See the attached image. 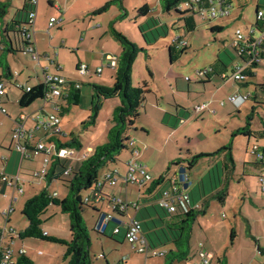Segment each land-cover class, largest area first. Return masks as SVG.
<instances>
[{
    "label": "rangeland",
    "instance_id": "rangeland-1",
    "mask_svg": "<svg viewBox=\"0 0 264 264\" xmlns=\"http://www.w3.org/2000/svg\"><path fill=\"white\" fill-rule=\"evenodd\" d=\"M0 1L10 2L7 18H10L25 2V0ZM84 1L90 3L87 7L84 5L88 11L86 13H89V17L93 16V19H98L89 22V30L93 31L96 27L95 25L98 24H102L103 27L106 25L107 27L117 17L118 24L116 28L118 30L122 29L123 31L120 30L121 32L136 42L139 47L143 48L138 52L133 63V71L131 74L132 84L138 86L142 81H148L151 91L148 92L146 101L143 107L140 108V115L137 118L135 126L128 130L129 135L135 141V151H138V154L134 155L132 152L133 148L125 149L119 156V163H125L126 166L133 158L147 165L146 167L151 170L153 175L165 174L172 178V176L179 175L177 167L181 165L188 166L187 159L193 155L218 152V149L231 145V151L235 161V175L242 177L244 173L240 179V183L237 179L231 181L232 188L230 190L231 195H229L228 205L224 206L220 201H215L213 205L209 204L206 210L208 213L206 216V213L198 216L193 224L190 236V254L187 260L176 264H193L198 259L197 251L199 243L206 244V248L210 249L209 251L215 256L216 261L220 257L221 264H264V250L263 252L258 250L257 243L251 236L250 231L244 227L245 222L235 221L236 214L234 212L236 205L240 208L242 205L243 210H246L249 203L245 202L246 207L240 199L243 194L239 196V194L235 193L242 190V188L244 190L252 185L259 186L260 188L257 175L259 172L261 173V166L257 163V157L251 153V148L253 144H257L261 150L264 148V133L262 132L264 129V87L261 85L264 84V61L256 67H253L252 71L255 74L247 76L243 82L225 83L220 75H218V72L214 70L211 72L212 79L207 84V91L205 93L201 96H199V92L189 93L190 88L201 81L199 80L197 71L210 68L212 65L219 69L216 65L221 64L218 58L219 55H221L226 63L227 68L225 67V71H230L234 64L242 62V59L237 56L236 50L231 45L234 33L237 28L248 31L255 26L257 5H261V8H263L264 0H227L231 4V11L228 16H219L205 21L201 19L199 14H193L196 27L191 31H188L186 28L182 14L176 8L167 11L162 6L160 0H116L101 14H93L92 12L111 0ZM145 3L150 6L151 10L148 14L144 15L139 13V8ZM39 4L41 5L40 17L43 16V19L48 18L50 16L49 11L52 8L49 1L40 0ZM66 7L63 4V8L66 9ZM70 15L71 13H68L67 16L69 17ZM120 15L122 16L120 17ZM89 17H86L87 22ZM214 25L222 27V29L220 31L212 30ZM59 28L62 31L58 30ZM81 30H85V28L81 27V23L78 24L75 19L69 21L65 17L64 24L51 31V35L53 37L56 36V38L51 39L54 43L52 44L54 49L53 51H49L52 54L50 56H57L61 60L64 57L61 54L62 49H60L62 38L66 36L69 41L68 43H72L75 36L79 35V31ZM110 34L107 35V38ZM46 36L47 38L42 36L44 39H42L41 45L42 47L44 46L50 49L52 46L49 44V36L47 34ZM89 37L90 35L87 36V38ZM179 37H181L180 41H174L172 44L173 39ZM106 40L104 39L103 42L105 43ZM113 40L117 44V39L114 36ZM88 42L90 43L89 39L86 44ZM97 42H99L98 37L91 46L84 44L86 46H82V48L83 50L86 49L89 51L90 54L94 51L95 53L101 52L102 45ZM171 45L172 54L170 50ZM77 50L76 48L67 49L68 60H71V54H73L72 56L74 58ZM1 53L2 51L0 50ZM55 53L58 55H55ZM41 59V62L45 59L47 60L46 57H42ZM7 61L14 73H19L20 80H26L28 83H34L36 81L35 75L41 68V62L40 64L34 61L29 54H23L21 52L8 54ZM48 64L52 69L55 68L54 65ZM107 64V62L104 64L103 78L113 73V70ZM90 68L95 70V65H91ZM50 72L53 73V71ZM28 74L32 78H29ZM77 76L82 80V94H80L79 100L70 105V111L65 115H61L57 111L56 113L60 115L62 120L61 126L64 131L69 133V136L74 131L76 134H81L85 142L90 143L87 145L96 146L106 141L107 132L111 126V117L114 108L120 104V99L119 97H114L103 100L102 108L99 111L96 122L85 127V123L91 114L92 84L94 82H89L88 76L81 77L78 73L75 78ZM17 77L18 75L15 79ZM187 77L190 80L186 79ZM10 80L14 82L13 79ZM93 80L101 84L99 82L100 78ZM244 82H248L247 86H243L242 83ZM102 84L108 86L113 85L106 81ZM11 87L13 96L19 95L17 91L18 87L16 88V85L14 87L12 85ZM217 92L218 96L214 97ZM188 93L191 99L198 96V100H205L206 102L204 103H207V107L195 113L194 109L202 102H197L198 104L194 105L195 107L193 106V109ZM229 93H241L243 96L250 94L252 97L250 96L241 106L237 107L228 101ZM221 101H225L224 105H221ZM41 102L42 100L38 99L29 108H21L16 101L5 104V106L9 113L14 115L18 110L31 111ZM157 102L164 108V111L155 106ZM182 107L184 111L177 114ZM165 111L174 114L175 118L172 122H170L172 120L171 117H168L169 120L163 122L162 117L165 116ZM250 116L252 119L249 118ZM248 121H251V128L254 131V135L239 134L233 136V131L245 126ZM13 129L10 118L5 114L4 117L0 116V151H4L6 144H13ZM147 131H150V133L147 134ZM177 143L179 146L174 150ZM146 149L148 151L143 155ZM16 151L19 152L18 150ZM227 153V150H221L216 154L201 157L192 168L187 169L193 187L199 184L200 194H204L201 179L205 175H207L206 179L209 178L210 174L208 170L215 164L214 160H217L218 166L215 165L214 169L211 170V177L214 181L217 180L218 183L216 185L224 182L225 164L223 156ZM168 154H174L176 158L167 161ZM164 156L166 158L165 164H163ZM36 157L40 156L37 155L24 161V168L29 170L23 171L26 174L22 176L26 181L22 185L24 189L23 193L18 190L14 192L11 187H7L5 192L2 193V187L0 186V230H4L5 227H13L16 229L17 234L18 230H23L28 224L27 217L22 213L24 202L28 197L39 192L46 186V180L43 175L40 177L33 175L34 170H41L44 165L43 159H36ZM178 159L181 160L180 164L176 163ZM2 168L3 163L0 159V171ZM219 170L220 172H218ZM102 172L103 170L100 174ZM116 186H107L105 190L110 193L114 192ZM144 188V185L128 184L129 197L125 198L126 194H121V198L125 202H140L139 208L137 209V218L142 223H144V219H148L147 208H144L145 205L140 201ZM48 190L52 193L57 192L63 197L68 193L69 189L64 181L53 180L48 186ZM208 192L209 189H207ZM104 193L107 194V192ZM14 197L18 200H13ZM11 205L14 211L10 213L9 222L7 223V217L4 213L7 215ZM149 210L151 211V215L157 214V210L153 204H150ZM135 211V208L129 207L131 214H134ZM102 212H112L107 201L99 204V211L91 206H85L83 210V218L90 233L92 243L91 253L93 255V264H120L122 259H124L123 262L125 264L165 263V258L162 255L154 256L149 254L146 257L145 254L136 253L132 245L125 239L124 233L114 235L111 229H109V233H99L96 230V226ZM42 219V227H45L46 224L58 225L62 229H68V233L70 234V227L67 225L69 224V216L67 213H63L58 206L50 205L42 215ZM232 230L235 233L234 237L231 235ZM28 240L40 244V250L44 252L41 258L44 260L49 257V253H53L56 260L62 259L63 248L67 249L66 245L63 246L60 243H51L41 239L29 238ZM16 241L19 244L21 243L18 235L16 236ZM9 243L10 235L7 234L3 246L7 247ZM51 246L59 247L60 251L58 254L57 251L54 252L50 249ZM170 248L171 245H164L158 247V250L168 251ZM103 254H105V257L102 256ZM57 255H60L59 258Z\"/></svg>",
    "mask_w": 264,
    "mask_h": 264
},
{
    "label": "trees",
    "instance_id": "trees-1",
    "mask_svg": "<svg viewBox=\"0 0 264 264\" xmlns=\"http://www.w3.org/2000/svg\"><path fill=\"white\" fill-rule=\"evenodd\" d=\"M116 0L106 2L104 5L94 10L93 14H101L105 12L112 3ZM162 6L167 11L176 8L183 16L185 25L188 31L193 30L196 27L195 21L192 20L193 14H198L195 10L181 11L178 6L182 2L187 0H160ZM205 6L208 5V0H203ZM230 3V1H227ZM10 2L0 1V78L11 79L13 72L11 66L7 61V55L10 53L21 52L23 53L25 46L31 45L27 38L26 32L28 31V17L30 11L34 8V5L29 0H25L23 6L18 8L16 12L7 18L9 13ZM206 8H208L206 6ZM150 6L145 3L139 8V13L148 14ZM263 11V16L258 18L259 11ZM257 19L255 22V28L257 30L264 29V6L261 8L257 5ZM122 15H120L121 17ZM116 17L109 24V30L111 34L117 39L120 44L121 51L118 56L117 67L115 70V81L113 85H103L99 83L92 84V101H91V114L88 121L85 123V127L96 122L99 111L102 108V101L114 97H119L120 104L114 108L111 117V126L108 129L106 141L99 143L92 148V152L89 156L81 161H76L70 164V161L53 156L48 173L45 174L46 186L39 192L28 197L22 207V213L27 217L28 225L19 232L18 236L24 238H36L45 241L60 243L66 245L67 249L64 254L66 262L64 264H93V255L91 253V238L88 228L86 227L83 210L85 206H91L95 210L99 211V206L95 203L86 202L84 195L93 187L98 185L100 172L109 167L111 164H118L120 161V154L125 149H130V142L132 137L129 135V128L135 126L137 118L140 115V108L143 107L146 101L149 91V82L142 81L138 86L132 84L131 74L133 71V63L138 52L143 48L139 47L136 42L127 37L123 32L118 30L115 23L118 21ZM142 29V27H141ZM222 27L214 25L212 30L220 31ZM144 33V31L142 30ZM144 36L146 37L145 33ZM181 37L178 38L179 41ZM174 41H172V44ZM172 54V45L170 46ZM237 53V52H236ZM239 58L246 60L238 55ZM264 61V52L262 55ZM263 61L261 63H263ZM259 63V64H261ZM257 64V65H259ZM224 69L218 72H224L227 68L226 64ZM256 64L248 66L242 80L231 82H243L249 75H254L252 71ZM226 67V68H225ZM209 73L206 76V80L211 78V72L217 68L212 65ZM243 86H247L248 82L242 83ZM264 87V84H261ZM81 88V87H80ZM80 88L76 89L72 87L69 95L66 97L68 103L61 109L60 114L65 115L70 111V105L76 103L79 100ZM48 87L39 82L31 87L29 91L23 90L22 96L19 99V105L21 107H28L36 100L45 97ZM251 95H247V99ZM252 97V96H251ZM252 119V117H249ZM84 124V123H83ZM264 133V129L262 130ZM244 134L254 135V131L251 128V121L241 128L233 131V136ZM50 141L54 142L58 148L74 147L77 149L83 148V139L79 134L71 132L70 136L60 138L58 135H51ZM132 149V148H131ZM227 150L228 153L224 155V159L228 162L226 168L228 171H233L235 168V161L231 151V145L224 146L217 151ZM261 150V149H260ZM133 151V149H132ZM264 153V148L261 150ZM213 153H198L188 158V166L186 168H192L199 158L204 156H210L216 154ZM177 164L181 163V160L176 161ZM257 163L263 164L257 159ZM71 166V170L65 173V170ZM264 165V164H263ZM53 180L64 181L68 185V193L65 196H60L59 193L54 194L48 190V186ZM168 177L162 174L159 177H154L153 180L145 187L146 197L149 198V202L157 210L156 215H151L148 211V219H144L143 229L151 246L160 247L164 245H171V248L164 255V264H176L187 260L191 248H190V236L192 233V227L199 215L205 214L209 207L211 199L223 200L227 195L228 183H224L221 187H215V189L203 198L200 207H191L187 212H184L181 208L176 212H169L162 208L158 203V197L162 194L164 188L167 187ZM1 192L3 193L5 185H1ZM7 188V187H6ZM143 198H140L142 202ZM139 202V201H138ZM143 205L145 202H142ZM50 205L58 206L63 213H67L69 216L70 238L65 239L56 235H50L43 230L42 215ZM140 205V202H139ZM162 211H160V210ZM141 221V220H140ZM9 222V221H8ZM100 233V232H99ZM105 234V233H101ZM234 230H232V237H234ZM117 235V234H116ZM104 255V254H103ZM11 264H35L34 261L26 254H19L15 261Z\"/></svg>",
    "mask_w": 264,
    "mask_h": 264
},
{
    "label": "built area",
    "instance_id": "built-area-1",
    "mask_svg": "<svg viewBox=\"0 0 264 264\" xmlns=\"http://www.w3.org/2000/svg\"><path fill=\"white\" fill-rule=\"evenodd\" d=\"M34 8L30 11L28 17V31L26 32L27 40L32 43L24 48L23 53L29 54L31 58L40 62V54L36 50L34 43L32 41V29L34 27L35 21L37 19V6L39 0H29ZM208 8H206L203 0H187L179 4L178 8L181 11L195 10L200 15L203 21L210 20L219 16H228L231 11V4L227 3L226 0H208ZM263 16V11H259L258 18ZM62 19L55 16L50 17L48 22V27L51 28L56 24L61 23ZM178 40L174 38L173 41ZM180 41V40H179ZM232 47L236 50L238 55L245 58L244 62H238L234 64L230 71H224L220 73V77L225 83L231 81L242 80L245 78L244 71L251 64H259L262 60V55L264 52V29L257 30L254 26L248 31H244L237 28L234 37L231 42ZM118 57L109 56L108 66L115 69L117 67ZM103 70V66L97 67L92 70L87 63L81 62L78 65L77 73L79 76H88L91 72L100 74ZM210 69H201L197 71L199 80L206 79L207 74ZM18 72H13V77L17 76ZM13 77L11 79H13ZM190 80L188 77L186 78ZM41 83L48 87L45 97L42 98L44 106L47 104H52V111L44 112V107L40 109L39 112L28 116L24 113L20 114V118L16 121L15 128L12 132L13 144L12 146L18 150L23 158H33L37 155H43L44 165L41 170H34L33 175L35 177L45 176L48 173L49 166L53 161V156H58L60 158L70 161V164L76 161H81L89 156L92 152V148L83 147L77 149L74 147H63L58 148L56 144L52 141L39 140L33 146H28L25 140H30L34 138L36 131L45 132L49 138L51 135H58L60 138H65L67 133L61 126L62 120L60 115L56 113L62 109V106L57 102V98H66L72 87L79 89L81 87V82L72 81L67 79L60 73H52L48 68H42V80ZM12 85H16L19 88H23L25 91H29L32 86L23 85L21 83H14L10 79L0 78V113L7 114V108L5 106V99L7 98L9 88ZM247 99V95L243 96L241 93L230 94L228 96V101L232 102L234 105L241 106L243 102ZM225 101H221V105H224ZM207 107V103H201L196 106L195 111H201ZM28 119L33 121V125L30 128L25 127V123ZM130 147L133 148V153L138 154L135 151V141L131 140ZM251 153L254 154L258 160L264 164V153L260 150L257 144H253L251 148ZM179 172L178 176L168 177L169 183L167 187L163 189L162 194L158 197L157 203L169 212H176L178 209H182L187 212L191 207H195L191 202V197L189 193V187L191 184L190 176L185 166L177 167ZM71 170V166L65 170L68 173ZM152 174L148 171L146 165L131 159L127 164L124 172L118 167L106 168L99 175L98 185L90 189L85 195L84 200L86 202H91L99 204L101 202L108 203V206L112 209V212H102L97 222L96 230L100 233H106L110 224H113L112 232L114 235L121 233L124 228L125 239L132 245L137 253L145 254L149 256L152 254L154 256H164L167 250H158V247L151 246L146 234L144 233L143 225L141 221L136 216H128L126 222L123 221V216L128 211L129 207L139 208V202H125L121 197L116 195H108L104 193V188L109 186L113 187L119 182H124L126 185L134 184L138 186H147L153 180ZM258 180L260 183V189L264 194V170L259 174ZM25 179L18 173L9 174L4 170L0 171V186L5 185L6 187L13 188V191L17 190L21 193L24 192L23 184ZM57 192H54L56 195ZM13 200H17L15 197ZM197 207V206H196ZM14 209L11 205L10 211L4 213L7 217V223L9 221L10 213ZM114 221V223H113ZM8 232V233H7ZM16 231L13 227H5L4 230H0V264H11L15 261V256L13 255V249L10 245L4 247V239L9 234L12 236ZM45 233H47L45 231ZM11 243V242H10ZM199 253L198 259L193 264H215L213 262V254L204 249L203 243H199ZM26 249L20 248L19 254H25ZM42 254V251H39ZM103 256V255H102ZM120 264H125L123 261Z\"/></svg>",
    "mask_w": 264,
    "mask_h": 264
},
{
    "label": "crops",
    "instance_id": "crops-1",
    "mask_svg": "<svg viewBox=\"0 0 264 264\" xmlns=\"http://www.w3.org/2000/svg\"><path fill=\"white\" fill-rule=\"evenodd\" d=\"M48 1H49V4L52 7L50 9L51 11H49L50 12V16L48 18L46 17L45 19H43L44 18L43 16H42L43 18L40 17L41 5L39 4L40 3V0H39L38 6H37V19H36L34 27L32 29V41L34 43V46H35L36 50L40 54V62L42 61V59H41L42 57L43 58L46 57L47 60L45 59L43 62H41L42 64L39 62L41 64V68H40L41 71L38 70L36 72V75H35L36 81L34 83H28L26 80H20L19 79L20 78L19 73H18V77L16 79H15L16 76L13 77L14 83H21L23 85L33 86V85L41 82V80H42V68H48L49 71H53L54 73H60L61 75L65 76L69 80H72V81L76 80V81L81 82L82 80L79 79L78 76H77V78H75V76L77 74L78 65L81 62H84V63H87L88 65L90 64L89 66L95 65V69L97 67H99V66H103V70H102V72L100 74H96L95 72H91L88 75V81L89 82L97 83L93 79L100 78L99 82H101V84L104 83L105 81L109 82L110 84H113L114 81H115V72H114L115 70L113 68H110V69L113 70V73H111L110 75H107V77L103 78L104 64H105V62L108 63V57L109 56L118 57L119 54H120V51H121V47H120L119 42L116 41V40L115 41H116L117 44H115L112 34H110V36H108V38H107V35L109 33H111L110 30H109V25L107 26L108 27L107 28L106 25L103 27L102 24H98V25H95L96 27L94 26L95 28H94L93 31L89 30V28H90L89 22L96 21L98 19H93V16L89 17V13H86L88 11L85 9V7L89 6L90 3H88V2H86L84 0H48ZM82 1H83V3H82ZM63 4L65 6H67L66 9L63 8ZM84 5H85V7H84ZM263 5H264V3H263ZM68 13H71V15L69 17L67 16ZM52 16H55L57 18H61L62 21H61V23H59L60 25L56 24L53 27L49 28L48 27V22H49L50 17H52ZM65 17L69 21H72V20L75 19V21H77L78 24L81 23V27L85 28V30L79 31V35L75 36V38L72 41V43H68L69 41H68V38L66 36L62 38V42H61L62 44L60 45V49H62L61 50V54H63L64 57L60 60V58L58 59L57 56L56 57L55 56H50L52 54L49 51H53V49H54V47L52 46V44H54V43L51 41V39L56 38V36L53 37L51 35L52 34L51 31L54 28H56V27L58 28V27L62 26L64 24V22H65ZM86 17H89L88 18V22L86 21ZM191 18H192L193 21H195L194 17H191ZM80 19H81V22H80ZM117 24H118V21L115 23V26H117ZM102 27H103V29H102ZM58 30L62 31L61 28H59ZM120 30H122V29H120ZM37 32H40V33H37ZM46 34L49 36V44L52 46V48H50V49H47V47H44V46L42 47V45H41L42 44L41 43L42 39L47 38ZM89 35H90V37L87 38V36H89ZM42 36H44V38H42ZM97 37L99 38V42H97V43H100L102 45V49H101L102 51L101 52L95 53V51H94V52H92L90 54L89 51H87L86 49L83 50L82 46H86L87 44H89L87 46H91L93 44V42L96 40ZM109 37H112V38H109ZM88 39L90 40V43L88 42L86 44ZM104 39H107L105 43L103 42ZM45 42H46V40H45ZM84 44H86V45H84ZM68 46H70V47H68ZM73 46H75V47H73ZM70 48H73V49L76 48L78 50L76 51V53L74 55V58L72 56L73 54H71V60H68L69 56H68L67 49H70ZM55 55H58V54L55 53ZM218 58H219L221 64L220 65L216 64L217 67L219 68V69H217L216 72L222 71L224 69V65L223 64H226L225 61L222 59L221 55H219ZM48 63H50V65H54L55 68L52 69L49 66ZM12 72H14L13 69H12ZM28 77L32 78V76L30 74H28ZM206 79H201V81L198 84L193 85L192 88L189 87L190 88L189 93L190 92H199V96H201L203 93H205L207 91V84L209 82H211L212 77L209 80H206ZM13 87H14V85H13ZM16 88H17V86H16ZM81 89H82V87L80 88V94H82L81 93L82 92ZM17 91L19 92V95L13 96L12 87L9 88V92H8L7 98L5 99V104L14 103L15 101L17 103H19V99H20V97L22 96V93H23V88H19L18 87ZM92 93H93V91H92ZM189 93H188L189 100L191 101V106L192 107L194 105L198 104L197 102H200V103L201 102L202 103L206 102L203 99L198 100L199 99L198 96H196V97L191 99ZM229 94H232V93H229ZM217 96H218V92L214 95V97H217ZM57 102L63 108L68 103V100H67V98H57ZM33 104H31V105L33 106ZM30 106H28V107H21L20 106V107L21 108H29ZM155 106L158 109L164 111V108L161 107L158 102L156 103ZM42 107H44V112L52 111V104L49 103L46 106H44V102L42 100V102L40 104H38V106H36L31 111H23V110L19 111L18 110V112H15V114L12 115V113H9V111L7 109V114H5V115L8 116V118H10V122L12 124V128H15L16 121L19 120L20 114L24 113V114H26L28 116H32L33 114L39 112ZM194 107H193V109H194ZM181 111H184L183 107L180 109V111H178L177 114H180ZM190 111H191V109H190ZM165 112H166L165 116L162 117L163 122L166 121V120H169L168 117L172 118V120H170V122H172L173 119L175 118L174 114L170 113L169 111H165ZM194 112L196 113L195 109H194ZM182 113H184V112H182ZM0 116L4 117V114L0 115ZM197 116H199V115H197ZM32 125H33V121L31 119H28L26 121V123H25V127L26 128H30V127H32ZM72 132H74V131H72ZM148 133H150V131H147V134ZM67 135L69 137V133H67ZM80 136H81V134H80ZM81 137L83 139V136H81ZM39 140L49 141V136L43 131H36L35 135H34V138H32L30 140H27V141L25 140V143H27L28 146H33ZM82 141H83V147H87V148L88 147L89 148H93L94 147V146L87 145V144H90V143L89 142H85L84 139ZM178 146H179V144L177 143L175 148H174V150L177 149ZM147 151H148V149L144 150V152L142 151L143 155L146 154ZM39 156L40 157H36V159L37 158L43 159V157H44L43 155H39ZM165 156L163 158V164L166 163L165 162L166 161ZM167 158H168L167 161H170V160L176 158V155L168 154ZM0 159H1L2 163H3L2 170H4L5 172H7L9 174L18 173V174H20V176H24L26 174L23 171L29 170V169L24 168V161L25 160H29L31 158H23L22 155L19 152H17L16 149L12 146V143L6 144L4 146V151H0ZM223 161H224V164H225L224 182L223 183H221L219 185H216L218 183L217 180L214 181V179L211 177V170L214 169L215 165L218 166L217 160L216 161L214 160L215 164L213 166H211V168H209V170H208V173L210 174L209 178L206 179L207 175H205L201 179L202 191L204 192V194L203 195L200 194L201 190H200V188L198 186L199 184H196L194 187H193L192 184H190L191 187H189V193H190L192 204L200 207L201 203L203 201V198L206 195H208L210 191L212 192L215 189V187H221L224 183H228V190H227V195L225 196V198L223 200L212 199L211 202H210L211 205H213L215 203V201H217V202L220 201L224 206L228 205V203H229L228 201H229V197H230L229 195H231L230 194V190L232 188V182L231 181L233 179H237L238 182L240 183V179L243 177L244 173H243L242 177L241 176L240 177L236 176L235 175V168H234L233 171H230V172L226 168L228 162L224 159V156H223ZM119 164L120 163L111 164L109 167H112V168L113 167H118L121 170V172H124V170L126 168L125 163L124 164H120V165ZM259 166H261L260 167V171L262 172L264 170V165L260 164ZM147 169H148V167H147ZM148 171L152 174L153 177H159V176L162 175V174L153 175V173L151 172L150 169H148ZM218 172H220V170ZM259 174H260V172L257 175V179H258ZM207 189H209L208 193H207ZM5 190H6V187L4 188L3 192H5ZM104 192H107L108 195H116V196H119V197H121V194H126L125 198L129 197L128 196V194H129L128 185H126L122 181L117 184L114 192L110 193V192L106 191L105 188H104ZM142 194L143 195L140 198H143L142 202L143 201L145 202V204H144L145 207L144 208L149 209L151 202H149V198H145L146 194H147L145 192V188L143 189ZM235 194H239V196H241V194H243L240 197V199L242 200L241 202H244L243 204H245V202H249L248 203V207L245 204V206L247 207L246 210H243L242 205H241V208L238 205L235 206V209H234V212L236 214L235 221L236 222H238V221H242V222L244 221L245 222L244 223L245 224L244 225L245 229L248 228V230L250 231L251 236L254 238V240L257 243L258 250L260 252H263V250H264V194L262 193V191L259 188V186H256V185L255 186L252 185L251 187L248 186L244 190L242 188V190H239ZM149 212L151 213L150 210H149ZM207 214L208 213L206 212L205 216ZM128 216H136L137 217V210L135 211L134 214H131L129 212V209H128L126 214L123 216V221L124 222H126L128 220ZM67 225H69V224H67ZM112 228H113V224H110V226L108 227V230L106 231V233H109L108 232L109 229H111V231H112ZM43 230L48 232V234H50V235H56L58 237H62V238H65V239H69L70 238V234H71V233L70 234L68 233V229H62V228L58 227V225H53V224L52 225L51 224L50 225L46 224L45 227H43ZM15 231H16V229H15ZM17 232H18L17 234L15 233L12 236H10V242L11 243L8 244L13 249V255L15 256V258L18 256L19 249L20 248H25L26 249V253L25 254L27 256H29L34 261L35 264H64L66 262V260L64 259V254H65V251H66L65 248H63V251H62V259H57L56 260L55 259V255H53V253H49L50 254L49 257L44 260L43 258H41L44 255V252H42V254L39 253V251H41L40 250L41 247H39L40 244L37 243V242H34L32 240H28L30 237L22 239V238H20L18 236L21 239V243L19 244L16 241V236L19 234L20 230H18ZM124 232L125 231H124V228H123V230L119 234H122ZM30 239H36V238H30ZM37 240H39V239H37ZM51 243H53V242H51ZM61 245L65 246L64 244H61ZM203 247H204V249H207L208 251L210 250L209 248H206L207 246L204 243H203ZM50 249L52 251H54V252L57 251V254L60 251L59 247H56V246H51ZM199 249L200 248H199V245H198L197 253H199ZM138 254H140V253H138ZM59 256H58V258H59ZM103 257H105V254L103 255ZM196 257H197V254H196ZM123 260L124 259H122V261ZM217 260L218 261L215 260V256L213 255V262L215 264H221L220 257Z\"/></svg>",
    "mask_w": 264,
    "mask_h": 264
}]
</instances>
